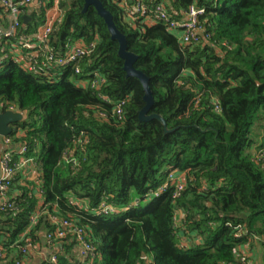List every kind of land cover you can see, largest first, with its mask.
<instances>
[{
    "label": "trees",
    "instance_id": "obj_1",
    "mask_svg": "<svg viewBox=\"0 0 264 264\" xmlns=\"http://www.w3.org/2000/svg\"><path fill=\"white\" fill-rule=\"evenodd\" d=\"M101 1L150 78L151 114L169 132L140 121L143 86L127 77L105 21L84 13L85 0H63L51 46L60 55L95 43L82 73L54 69L52 84L0 66V112L26 115L7 138L40 174L22 180L19 171L8 193L18 191L15 210L0 211V264H23L27 246L45 240L63 249L56 264H254L258 254L264 264V0H146L179 20L205 9L199 44L127 18L121 0ZM94 73L103 85L92 86ZM55 220L84 231L93 251L83 262L76 236L48 243Z\"/></svg>",
    "mask_w": 264,
    "mask_h": 264
},
{
    "label": "built area",
    "instance_id": "obj_2",
    "mask_svg": "<svg viewBox=\"0 0 264 264\" xmlns=\"http://www.w3.org/2000/svg\"><path fill=\"white\" fill-rule=\"evenodd\" d=\"M63 0H0V66L6 63H13L23 72L35 75L44 76L48 78L52 84L57 83V76L52 75L53 70L63 71L71 66L74 67L77 74H81L78 63L85 57L90 56L95 50V43L86 45L83 43L72 46L65 53L57 55L52 49V37L57 26L62 24L64 20V13L61 8ZM218 3L220 0H213ZM121 7L124 9L127 18L131 20H138L142 18L150 19L152 23H163L171 31L181 34L180 41L183 44H199L204 35V30L200 27V17L205 14V9H197L192 7L184 14L182 20L175 19L171 16L164 4H156L153 8L147 4L146 0H121ZM32 13V14H31ZM35 16L32 18L33 14ZM25 17H29L31 21L23 24ZM38 26L34 31L28 32V25ZM27 32L23 33L25 30ZM208 38V37H207ZM97 73L92 75V86H100L104 84L103 79H96ZM80 85L85 86L84 82ZM78 85V87L80 86ZM106 102L109 99L104 98ZM125 102L119 104L117 114L122 115V106ZM10 110L16 111L14 108ZM7 145L11 144L8 138H5ZM27 148L22 147L19 155L24 160L22 166L33 164V160L25 159ZM22 166L13 161L11 151L5 154L1 160V176H0V196L3 203L0 211L15 210L14 203L10 202L8 193L16 180V177ZM182 190V188H180ZM103 213L114 212L109 205L103 204L101 206ZM33 224H36L37 217H33ZM55 225L58 228L53 234H48L47 241L52 244L53 241L64 239L67 236H76L77 243L83 256L93 251V247L85 241L83 236L84 231L77 228L73 223L68 221H56ZM37 245H28L26 252L37 250ZM3 249L0 247V260L3 258ZM25 253V252H24ZM51 262L56 264L58 257L54 255ZM1 263V262H0Z\"/></svg>",
    "mask_w": 264,
    "mask_h": 264
},
{
    "label": "water",
    "instance_id": "obj_3",
    "mask_svg": "<svg viewBox=\"0 0 264 264\" xmlns=\"http://www.w3.org/2000/svg\"><path fill=\"white\" fill-rule=\"evenodd\" d=\"M91 8H93L97 12L98 16L105 21L111 36V40L119 44L118 55L120 59L124 61V71L127 73V77L138 79L143 86L145 92V107L139 113L140 121L142 123L159 121L164 124L166 132H169L167 130L165 120L159 115L151 114L155 106V99L150 86L151 80L142 71L136 69V64L139 60V57L129 51L127 37L118 29L113 15L105 8L101 0H85L84 13H86ZM24 20L26 24L31 21L29 17H25ZM25 120L26 115L20 111L7 110L6 112H0V137H9L14 132V127L23 123Z\"/></svg>",
    "mask_w": 264,
    "mask_h": 264
},
{
    "label": "crops",
    "instance_id": "obj_4",
    "mask_svg": "<svg viewBox=\"0 0 264 264\" xmlns=\"http://www.w3.org/2000/svg\"><path fill=\"white\" fill-rule=\"evenodd\" d=\"M164 3H168V4H171L170 3V0H163ZM32 14V13H31ZM37 15V13L33 14L32 18L34 19V23H35V16ZM181 36V34L179 33L178 37ZM18 111V110H16ZM11 151V153H17L19 154V151H20V147H16L12 144L10 145H7L5 143V138L3 137H0V163H1V160L3 158V156L7 153H9ZM24 160L20 157L19 158V163L20 166H22V162ZM20 173L22 174V177L23 179L22 180H26V179H29V180H38L39 177H40V174H39V171H38V168L36 166H34L33 164H28L26 166H22L21 170H20ZM0 176H1V168H0ZM18 194V191H13L12 192V195L10 194L8 196L9 199H11L12 197L14 198L16 195ZM3 203V199L2 197L0 196V207ZM39 248L37 250H31L30 253H29V256L24 260V263L23 264H45L47 263L48 261H51V258L54 256V252H61L63 253V249L58 247V248H55V250L51 249L50 247H48V245L46 244V240L43 242V243H39L37 245ZM74 252L77 253V257L78 259H80L82 262L84 261L85 257L83 256V253L82 251L79 249H76ZM261 256L258 254L256 256V259L260 258ZM83 259V260H82ZM263 262V261H262ZM254 264H261V262H257L255 261Z\"/></svg>",
    "mask_w": 264,
    "mask_h": 264
},
{
    "label": "rangeland",
    "instance_id": "obj_5",
    "mask_svg": "<svg viewBox=\"0 0 264 264\" xmlns=\"http://www.w3.org/2000/svg\"><path fill=\"white\" fill-rule=\"evenodd\" d=\"M176 33V35L178 36L179 35V33L178 32H175ZM188 243H186V245H187ZM255 261H259V262H261V264H263V262H262V257H260L259 259L257 258H255Z\"/></svg>",
    "mask_w": 264,
    "mask_h": 264
}]
</instances>
